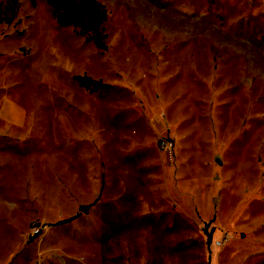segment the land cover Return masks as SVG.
<instances>
[{
	"label": "rangeland",
	"instance_id": "1",
	"mask_svg": "<svg viewBox=\"0 0 264 264\" xmlns=\"http://www.w3.org/2000/svg\"><path fill=\"white\" fill-rule=\"evenodd\" d=\"M6 262L264 264V0H0Z\"/></svg>",
	"mask_w": 264,
	"mask_h": 264
},
{
	"label": "trees",
	"instance_id": "2",
	"mask_svg": "<svg viewBox=\"0 0 264 264\" xmlns=\"http://www.w3.org/2000/svg\"><path fill=\"white\" fill-rule=\"evenodd\" d=\"M74 79L78 81V84L81 87H87L90 85V90H95L103 86L102 84L92 83L91 80L85 76L84 77L75 76Z\"/></svg>",
	"mask_w": 264,
	"mask_h": 264
},
{
	"label": "built area",
	"instance_id": "3",
	"mask_svg": "<svg viewBox=\"0 0 264 264\" xmlns=\"http://www.w3.org/2000/svg\"><path fill=\"white\" fill-rule=\"evenodd\" d=\"M159 149L166 152L168 155H170L172 150V143L166 140H162L159 144ZM216 245H219V243H215Z\"/></svg>",
	"mask_w": 264,
	"mask_h": 264
},
{
	"label": "water",
	"instance_id": "4",
	"mask_svg": "<svg viewBox=\"0 0 264 264\" xmlns=\"http://www.w3.org/2000/svg\"><path fill=\"white\" fill-rule=\"evenodd\" d=\"M86 209H87L86 206H81V207H79V210L82 211V212H84Z\"/></svg>",
	"mask_w": 264,
	"mask_h": 264
},
{
	"label": "crops",
	"instance_id": "5",
	"mask_svg": "<svg viewBox=\"0 0 264 264\" xmlns=\"http://www.w3.org/2000/svg\"><path fill=\"white\" fill-rule=\"evenodd\" d=\"M9 261V260H8ZM3 264H8V262H6V263H3Z\"/></svg>",
	"mask_w": 264,
	"mask_h": 264
}]
</instances>
